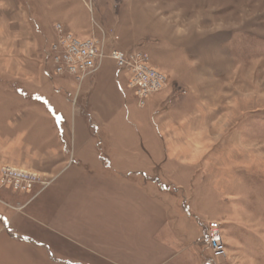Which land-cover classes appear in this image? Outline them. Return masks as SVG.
<instances>
[{
    "label": "rangeland",
    "instance_id": "1",
    "mask_svg": "<svg viewBox=\"0 0 264 264\" xmlns=\"http://www.w3.org/2000/svg\"><path fill=\"white\" fill-rule=\"evenodd\" d=\"M57 23L81 39L104 35L107 53L112 47L145 51L166 84L138 106L125 73L108 56L80 80L65 70L56 72L54 56L63 50ZM94 74V81L104 84L95 85L94 92L101 89L110 96V121L119 117L134 131L141 129L149 98L161 92L164 100L151 114L171 111L177 128L200 120L196 142L183 134L194 151L171 158L190 170L164 169L167 182L159 178L160 193L164 195L163 185L175 183L178 191H168L173 197L165 193L168 204L180 210L186 198L199 218L219 223L223 248L219 254L209 248L210 264H264V0H0V106L9 89L24 90L18 91L47 105L57 125L62 120L64 126L85 132L95 160L107 166L113 155L107 151L103 115L74 96L78 83ZM48 99L64 113L55 111ZM139 134L148 136L143 130ZM154 140L148 143L154 145ZM160 151L150 155L153 163H163ZM4 165L25 169L0 164V177ZM25 170L39 177L29 190L0 187L33 197L54 179ZM182 173L184 181L178 179ZM3 228L6 235L16 232ZM22 236L14 235L11 249L0 247V264H73L54 245Z\"/></svg>",
    "mask_w": 264,
    "mask_h": 264
},
{
    "label": "crops",
    "instance_id": "2",
    "mask_svg": "<svg viewBox=\"0 0 264 264\" xmlns=\"http://www.w3.org/2000/svg\"><path fill=\"white\" fill-rule=\"evenodd\" d=\"M94 79L96 74L78 83L74 96L76 101L81 96L83 106L93 111L97 107L103 115L107 151L113 155L107 166L95 160L85 132L76 131L75 125L64 126L62 120L57 125L46 104L23 95L18 91L22 89H9L6 104L0 106V114L6 117L0 119V164L43 172L54 179L33 197L0 187V247L9 250L14 235H29L54 245L73 264H208L210 249L202 241L207 222L192 211L186 198L180 210L167 203L164 196L173 197L168 191H178L175 183L163 185L164 195L159 189L164 169L190 170V165L171 158L194 151L183 134L196 142L200 120L177 128L171 111L151 114L164 100L161 92L149 98L142 116L146 123L134 131L119 117L107 118L111 99L101 89L94 92L95 85L104 86ZM48 101L55 111L64 113L54 99ZM142 130L148 134L145 138L138 135ZM146 138L155 139L154 145ZM158 151L164 156L162 164L153 163L150 156ZM74 158L76 165H72ZM183 175L178 179L184 181ZM3 227L16 232L6 235Z\"/></svg>",
    "mask_w": 264,
    "mask_h": 264
},
{
    "label": "built area",
    "instance_id": "3",
    "mask_svg": "<svg viewBox=\"0 0 264 264\" xmlns=\"http://www.w3.org/2000/svg\"><path fill=\"white\" fill-rule=\"evenodd\" d=\"M55 27L60 32L59 41L63 48L61 53L54 56L58 63L55 68L56 72L65 70L80 80L85 75L94 73L99 68L102 59L108 56L115 60L119 69L125 73L127 85L134 90L138 106H143L149 95L159 91L166 84V76L151 66L149 54L145 51H123L112 47L107 53L104 35L102 38L81 39L72 32L64 30L59 23ZM38 179L39 177L29 170L18 169L10 165L1 167L0 186L7 185L14 190L27 191ZM202 241L215 254L222 251L223 239L217 221L207 222Z\"/></svg>",
    "mask_w": 264,
    "mask_h": 264
}]
</instances>
